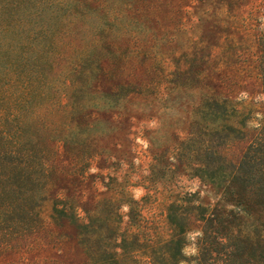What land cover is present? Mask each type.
<instances>
[{"label": "rangeland", "instance_id": "1", "mask_svg": "<svg viewBox=\"0 0 264 264\" xmlns=\"http://www.w3.org/2000/svg\"><path fill=\"white\" fill-rule=\"evenodd\" d=\"M138 4L121 39L30 21L54 70L15 95L41 169L0 196V264H264V0Z\"/></svg>", "mask_w": 264, "mask_h": 264}, {"label": "trees", "instance_id": "2", "mask_svg": "<svg viewBox=\"0 0 264 264\" xmlns=\"http://www.w3.org/2000/svg\"><path fill=\"white\" fill-rule=\"evenodd\" d=\"M138 1L113 0L109 4L106 0H0L2 23H0V196L28 192L21 185H17V182H23L25 176L34 175L41 169L36 160L37 145L28 136L31 122L26 117L27 113L21 109L23 103L18 104L17 99L25 91L28 94L37 89L40 92V87L44 90L50 88L51 79L47 78L49 76L44 74V70H54L51 60L55 50L45 45L53 36L51 30L42 25L36 32L31 29L30 21H35L34 16L37 14L38 17L39 11H44L47 6L55 4L56 10L49 14V18L55 24L58 23V26L65 28L64 33H67L70 26H74L75 34L78 35L81 29L85 31L84 28L77 26L78 23L82 27L93 18L96 20L108 18L118 24L117 35L121 39L126 35L130 37L129 27L140 16L150 21L151 16L155 19L162 11V6L159 5L142 8ZM57 10H63V13L59 14ZM113 30L111 26H108L107 30L94 29L93 33L98 37L95 47L100 49L104 45L110 46L108 40L109 37L112 38ZM22 47L27 49V55L22 53ZM23 63L32 65V68L23 79H20L17 70L26 65ZM112 77L108 74L103 75L101 81L103 83ZM98 78L97 75L92 76L91 81ZM17 83H21V91L16 88ZM45 95L41 92V99H44Z\"/></svg>", "mask_w": 264, "mask_h": 264}]
</instances>
